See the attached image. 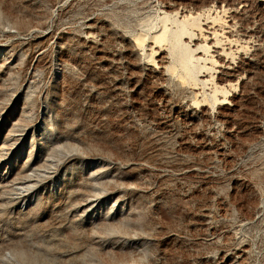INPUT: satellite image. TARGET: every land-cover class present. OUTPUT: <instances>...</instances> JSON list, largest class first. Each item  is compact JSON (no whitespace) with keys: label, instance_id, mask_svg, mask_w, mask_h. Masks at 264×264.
I'll return each mask as SVG.
<instances>
[{"label":"rangeland","instance_id":"374dc122","mask_svg":"<svg viewBox=\"0 0 264 264\" xmlns=\"http://www.w3.org/2000/svg\"><path fill=\"white\" fill-rule=\"evenodd\" d=\"M0 264H264V0H0Z\"/></svg>","mask_w":264,"mask_h":264},{"label":"bare ground","instance_id":"6f19581e","mask_svg":"<svg viewBox=\"0 0 264 264\" xmlns=\"http://www.w3.org/2000/svg\"><path fill=\"white\" fill-rule=\"evenodd\" d=\"M195 17H193L192 14H185L182 16V19H178V26L176 30H172L169 28L166 24L163 25L162 29L160 30V33L155 36L157 39H165V38H174L175 43H176V48L178 52V60L182 61L186 66H192V53L191 50L188 47V44L183 41V38L187 32H189V24L191 21H193ZM90 30L88 31L89 36L88 40L93 42V36L94 32L91 29L92 26H89ZM213 28L210 26L206 30L208 32H211ZM214 46L217 48V52L221 54V50L219 47L214 44ZM155 43L153 41L146 43L143 45L139 39L132 40L131 41V48L133 49V52L135 55H137L139 59V64L141 67L147 71V72H155L158 68H164L163 74L166 73L167 71H172L174 67H169V65L166 67V58H167V63H168V57L165 58V56L161 57L160 61H158L154 55L156 53L155 51ZM136 66L135 64H131V67L134 68ZM227 67H230L228 65ZM219 100L218 104H224L225 100L227 99L226 97H220L217 98Z\"/></svg>","mask_w":264,"mask_h":264}]
</instances>
